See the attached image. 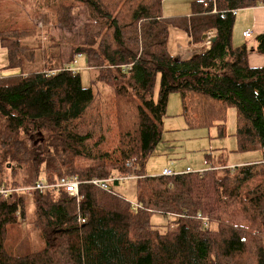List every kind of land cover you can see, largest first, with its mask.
Returning a JSON list of instances; mask_svg holds the SVG:
<instances>
[{
    "label": "trees",
    "instance_id": "1",
    "mask_svg": "<svg viewBox=\"0 0 264 264\" xmlns=\"http://www.w3.org/2000/svg\"><path fill=\"white\" fill-rule=\"evenodd\" d=\"M63 1L66 15L85 7L90 18L67 62L72 66L81 54L94 82L112 89L114 123L106 134L88 118L94 87L84 86L81 72L62 69V43L47 36L50 46L32 47L29 31H0L10 67L24 68L37 48L46 58L42 72L0 78V188L71 176L84 182L81 200L64 190L0 196V264H264V67L248 63L252 51L264 56V34L254 45L234 47L232 14L264 0L195 2L191 16L172 18L163 16L164 0ZM171 30L186 34L190 45H202L211 30L216 40L181 59L170 50ZM51 70L57 73L46 76ZM174 93L181 95L187 128L216 127L219 138L234 110L236 152L263 158L203 175L147 176ZM130 175L137 177L136 204L89 183ZM30 201V225L46 243L39 251L23 231ZM198 213L212 215L209 228L194 219ZM157 214L188 218L161 230L152 223Z\"/></svg>",
    "mask_w": 264,
    "mask_h": 264
},
{
    "label": "rangeland",
    "instance_id": "2",
    "mask_svg": "<svg viewBox=\"0 0 264 264\" xmlns=\"http://www.w3.org/2000/svg\"><path fill=\"white\" fill-rule=\"evenodd\" d=\"M66 1V0H65ZM196 1H206L211 3L214 0H164L162 4V13L172 15V17L188 15L191 13V3ZM63 0H0V31L9 29H19L29 31L32 35L26 41L30 46L38 47L40 44L46 48L49 41L45 37H53L57 42L64 45L63 68L69 61L73 45H79L83 39V27L89 21V14L85 7L68 9V15L60 8ZM264 5V4H263ZM239 13V11H238ZM27 22V25L25 24ZM11 25V26H10ZM41 33L40 37L37 34ZM182 32L171 30L170 50L174 56L181 59H188L201 53L205 48L195 45H189V37L178 35ZM44 37V38H43ZM39 38H41L39 40ZM201 42H203L201 40ZM254 43V39L250 40ZM34 52H29L26 56L24 69L31 72H42L45 68V54L40 48ZM201 51V52H200ZM74 58V57H73ZM75 67L74 65H72ZM84 58L80 60L77 72L83 76L84 86L93 85L95 100L88 111V118L94 122L103 133L110 132V125L114 123L112 115V102L114 99L113 91L110 87L94 82V76L89 74L85 68ZM66 68V67H65ZM84 69V70H83ZM75 72V71H74ZM94 72V71H93ZM89 74V75H88ZM93 76V77H92ZM158 87L156 88L158 92ZM197 103V102H196ZM199 108V107H198ZM182 115V116H181ZM164 135L162 142L158 145L152 158L149 160L146 173L149 177H155L163 168L171 167L176 174L187 168L193 172L196 168L208 165L210 167H228L233 168L254 164L257 157L263 158L261 152L239 153L236 152L237 143L235 135L236 118L235 111L231 110L226 120V137L219 138L216 127L188 129L185 118L183 117L182 98L179 93L170 96L168 102L167 116L164 121ZM184 165V169L182 168ZM170 169V170H172ZM172 170V171H173ZM163 171V170H162ZM181 172V173H179ZM259 183V180L250 182L244 190H250ZM113 189L125 200L132 204L137 203L138 187L137 180H129L119 185H113ZM27 221L23 222V231L31 240V247L34 251L43 250L46 243L40 232L36 231L30 221L34 219V204L32 201L28 204ZM210 221L212 223V215ZM168 219L162 215H155L152 223L159 229L165 230ZM158 224V225H157Z\"/></svg>",
    "mask_w": 264,
    "mask_h": 264
},
{
    "label": "built area",
    "instance_id": "3",
    "mask_svg": "<svg viewBox=\"0 0 264 264\" xmlns=\"http://www.w3.org/2000/svg\"><path fill=\"white\" fill-rule=\"evenodd\" d=\"M214 13L217 12V10L214 9L213 11ZM238 13V11H232V14L234 16H236ZM243 36L245 38H251L252 34L250 31H247L243 34ZM216 40V33L215 31L211 30L207 33H205L202 37V46L205 49H210L212 44L215 42ZM84 58L81 54H76L74 56V61H73V66H69L67 67L68 70L72 71V72H77L78 70H82V69H78V65L80 63V60ZM74 72V73H75ZM57 73L56 70H51L48 72H45L46 76H52L55 75ZM129 166H133V163H130ZM184 174H201L203 175L204 172H193L191 169H187L185 171ZM178 175L176 174L174 171L170 170V169H165L162 172V176L165 177H172ZM137 179V177L135 175H130L129 177H112L111 179H97L94 178L92 179L89 183L96 186L97 188H100L104 191L107 192H112L113 190V185L115 182H126L128 180H135ZM84 182L78 180L75 176H71V177H65V178H59L55 183H46L44 181L42 182H38L35 186L33 187H26V188H21V189H10V188H6V187H1L0 188V196H8L12 193H31V192H40V193H47L49 191L55 190V191H61L64 190L66 191V193L73 198H77L78 200H81L82 197L80 195V186L83 184ZM166 218L168 219L169 222V227L170 229L174 228V221L178 220V219H184V218H188V216L186 214H168L166 215ZM198 221H200L203 225L204 228H209L211 226V221H210V216L209 215H205L203 213H198L196 215V217L194 218ZM84 220H81L80 223H84Z\"/></svg>",
    "mask_w": 264,
    "mask_h": 264
},
{
    "label": "crops",
    "instance_id": "4",
    "mask_svg": "<svg viewBox=\"0 0 264 264\" xmlns=\"http://www.w3.org/2000/svg\"><path fill=\"white\" fill-rule=\"evenodd\" d=\"M196 2H201V1H196ZM193 3H195V2H192L191 8H189L191 13L188 15H183V16L189 17L192 15ZM163 16L165 18H172V15H164L163 14ZM177 17H179V16H177ZM247 31L251 32V34H252L251 38H245L243 36V34ZM261 34H264V5H261V6L256 7V8L239 10V13H237V15H236V21H235V26H234V31H233V45H234V47H240L243 44H247L249 46L254 45V43L250 42V40H252V39L255 40V38ZM178 35L180 36V38L181 37L188 38V36L184 33H180ZM187 44H188V46L190 45L189 43H187ZM248 63H249V66L251 68H262V67H264V56L252 51L249 54ZM64 64L69 66V64H71V63H68L65 61ZM25 73L28 74L29 72H27L24 68L21 69V68L10 67L9 51L7 50L6 47L3 46V44L0 40V78L13 77V76L22 75ZM256 159L257 160L253 161V162L256 163V162H259L261 160L260 157H257ZM183 167H184V165L182 166V168H179V169H184ZM165 169H172V168L168 167V168H163L162 170L164 171ZM187 169H189V168H187ZM211 169H213V168L208 166V165H204L202 167L196 168L195 171H197V170L198 171H209ZM162 170L159 171L158 174L161 173V175H162V172H163ZM186 170H184L182 172H185ZM179 173H181V172H179ZM146 175H151V173H146Z\"/></svg>",
    "mask_w": 264,
    "mask_h": 264
},
{
    "label": "water",
    "instance_id": "5",
    "mask_svg": "<svg viewBox=\"0 0 264 264\" xmlns=\"http://www.w3.org/2000/svg\"><path fill=\"white\" fill-rule=\"evenodd\" d=\"M39 136H42V135H41V134H39ZM42 141H44V140H43V138H42Z\"/></svg>",
    "mask_w": 264,
    "mask_h": 264
}]
</instances>
